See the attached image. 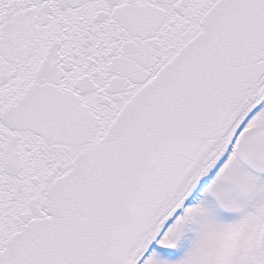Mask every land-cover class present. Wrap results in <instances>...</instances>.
<instances>
[{
  "label": "snow or ice",
  "instance_id": "6c2138e0",
  "mask_svg": "<svg viewBox=\"0 0 264 264\" xmlns=\"http://www.w3.org/2000/svg\"><path fill=\"white\" fill-rule=\"evenodd\" d=\"M0 264H264V0H0Z\"/></svg>",
  "mask_w": 264,
  "mask_h": 264
}]
</instances>
